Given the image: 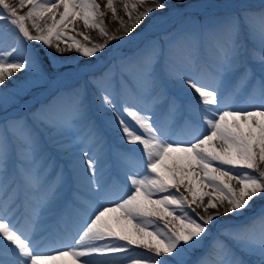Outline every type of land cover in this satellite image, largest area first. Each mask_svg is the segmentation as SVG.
Wrapping results in <instances>:
<instances>
[{"label":"snow or ice","instance_id":"1","mask_svg":"<svg viewBox=\"0 0 264 264\" xmlns=\"http://www.w3.org/2000/svg\"><path fill=\"white\" fill-rule=\"evenodd\" d=\"M120 7L124 16L105 5L117 36L97 0H0V86L26 71L0 88V264H264V0L220 12L185 0ZM77 19L105 42L68 35ZM125 37L135 54L103 63L98 53ZM30 42L96 63L65 76ZM181 111L190 133L177 140ZM110 132L119 183L103 180ZM73 177L86 195L65 193Z\"/></svg>","mask_w":264,"mask_h":264},{"label":"rangeland","instance_id":"2","mask_svg":"<svg viewBox=\"0 0 264 264\" xmlns=\"http://www.w3.org/2000/svg\"><path fill=\"white\" fill-rule=\"evenodd\" d=\"M9 2L10 3H12V2H14V4L15 3H17L18 2V0H9ZM170 2H172V3H175V0H170ZM187 1H185V3H186ZM97 3H99L100 5H101V9L102 10H105L106 11V15L104 16V23H105V26L107 27V29L110 31V32H112L113 34H115V35H117V36H119L121 33H122V31H119V32H115V27L117 28V29H120L121 28V26L119 25V23H118V21L117 20H115L114 18H113V16H112V14H111V12L110 11H107L106 9H105V5H106V3H107V0H97ZM260 3H261V0H245L244 2H242V3H236L235 5H228V4H222V7H221V9H219L218 11H224V10H227V9H229V8H232V7H236V6H239V5H241V4H251V5H260ZM115 4H116V7H117V9H118V15H120V16H124V13H123V11H122V9H121V7H120V0H115ZM214 4H216V3H214ZM211 5H208V7H210ZM257 6V7H258ZM27 8H25V9H23L22 11H21V14H24L25 12H27ZM211 12V11H210ZM213 12H216V11H213ZM156 14H158V13H153V16L154 15H156ZM151 18V17H150ZM125 19H126V17H125ZM113 21H116V23L117 24H115V27H113ZM146 22V21H145ZM28 24H29V27H30V30H31V22L29 21V22H27ZM42 24H43V22H41ZM50 23V22H49ZM143 25V24H142ZM141 25V26H142ZM73 29H75V31H73ZM66 32H67V34L68 35H70V36H75L76 37V39L77 40H79L82 44H85L86 46H92V43H104L105 42V40H106V38L105 37H102L101 35H100V33H99V31L98 30H95V29H88V28H86L85 27V25L83 24V21L82 20H79V19H77L76 21H75V23L74 24H70L69 25V27H68V29H66L65 30ZM33 32H34V30H33ZM83 33L84 35H87V36H89L90 37V40H91V42L92 43H89L88 41H85L84 39H83V36H80V35H77V33ZM8 42H10V41H8ZM110 42V41H109ZM115 42V40H112L111 41V44H110V46L108 47V49L107 48H105V50H104V52L102 53V54H105L104 56H101V57H105L106 55H107V52L112 48V46H113V43ZM39 43V42H38ZM58 43H60V47L62 46V47H67V44H65V43H63V42H58ZM109 44V43H108ZM39 45H41L40 43H39ZM133 46H136V43H134V42H128V43H126L125 45H123L122 46V50H124V51H126L125 53H120L119 55H116L109 63H107V64H117V63H119L120 62V60L121 59H124L126 56L127 57H131V56H133L134 54H135V52H136V50H137V48L135 47V48H133ZM142 46V45H141ZM46 48V47H45ZM46 50H47V53L49 54V56H50V58L51 59H53L54 60V56H55V51H56V49L53 47V48H46ZM58 56V55H57ZM81 57H77V58H82V59H85V60H83V62H81L79 65H77V64H73V65H71V66H63V67H61V64H60V61L59 60H57V61H55L54 62V66L56 67V68H59V72L61 73L62 71H64V70H66V69H71V68H75V67H78V66H80V65H82V64H89V63H93L94 61H96V57L94 58V57H91V58H89V57H84V56H82V54L80 55ZM58 57H60V54H59V56ZM47 67H49L50 68V66H48L47 65ZM51 69V68H50ZM25 75H26V71H22V72H16V73H14L13 74V76L10 78V80H6V82H5V85L4 86H0V87H9V92H11V91H13L14 89L12 88V85H14V84H16L20 79H22L23 77H25ZM7 83H9V84H7ZM25 99H27V98H25ZM12 114H14V112L13 113H11L10 115H12ZM109 117H110V114H107L106 115V117H105V120L107 121L108 119H109ZM186 138H187V136H186ZM173 139H177V140H182V138L180 137V136H177V137H173ZM116 152H117V154L120 152L119 151V149H117L116 150ZM60 162V160L58 159V163ZM64 166V165H63ZM105 168H108V164H106L104 167H103V169H105ZM103 172H104V170H103ZM141 174H143L142 173V170H141ZM107 175H111V172H109V173H107V174H103V179L107 176ZM117 181V180H116ZM73 186H76L77 188H80L81 190H86V188L83 186V184L81 183V182H79L78 180H77V178L76 177H73L71 180H70V182L68 183V185H66V187H65V193L66 194H68L69 195V192H72V190H74L73 189ZM72 188V189H71ZM183 189V188H182ZM87 191V190H86ZM182 192H184V194L185 195H188V193L187 192H185V190L183 189V190H181ZM73 193H75V190L73 191ZM190 198V197H189ZM207 199V198H206ZM259 206V205H258ZM193 207H195V206H193ZM20 211L21 212H23L24 211V209H20ZM218 220L220 221V222H228V223H235V222H237V221H233L234 219L233 218H231V216H221V217H219L218 218ZM57 223H58V221L56 220V219H50L48 222H47V224L45 225L46 227H48L50 230H51V235H52V237L53 238H55V235H56V226H57ZM139 251V250H138ZM125 264H126V262H125Z\"/></svg>","mask_w":264,"mask_h":264},{"label":"trees","instance_id":"3","mask_svg":"<svg viewBox=\"0 0 264 264\" xmlns=\"http://www.w3.org/2000/svg\"><path fill=\"white\" fill-rule=\"evenodd\" d=\"M14 4V2H12ZM116 21H113V27H115ZM115 32H119L117 31V28L115 27ZM122 31V30H121ZM13 38L8 36L5 38L6 42L11 41ZM32 44L33 47L36 48H41L42 52L41 54L43 55L44 52H47L46 48L42 45H39L38 42H30ZM108 47L111 44V41L108 42ZM62 47V46H61ZM107 47V49H108ZM64 48V47H62ZM60 54V57H58ZM58 55V56H57ZM81 54L78 53L77 51H75V49L73 48L70 51H66L64 53H59L57 51H55V56H54V60L50 58V56L48 55V57L46 58V65L50 66L51 69H55L59 71V68H56L54 66V62L59 60L61 67L63 66H71L73 64H77L79 65L81 62H83L82 58H77V57H81ZM104 56L105 54L102 53H98V56ZM132 57V56H131ZM95 58V57H94ZM125 58H128L127 56ZM50 61V63H49ZM9 84V83H7ZM0 88H4V87H0ZM5 89L7 91H9V87H5ZM181 104L183 103V101H178ZM106 115L103 112H99L96 114L95 119L97 120L98 123H102L105 120ZM188 119V116L185 112L181 111L180 113H178L172 123V131H173V137H177L180 136L182 139H185L186 136L190 133V129H187L184 127V121ZM106 140L108 141V146L105 148V154H104V165L108 164V168H106L105 172L110 171L111 172V176L108 179L109 183L114 182L115 180H113L114 176H116L118 179H120V176H122V173L120 172V162L117 158V152L116 150L119 149V151H121V141L119 139L118 136L115 135L114 132H110L109 136L106 137ZM60 160L59 164L63 167V165L65 164V161L61 158H57ZM119 174V175H118ZM72 189V188H71ZM73 189H77L76 186H73ZM69 192V197L71 198V196L73 195V191ZM181 190H183L181 188ZM81 192L85 193V195L87 194L86 190H81ZM258 206V205H257Z\"/></svg>","mask_w":264,"mask_h":264},{"label":"water","instance_id":"4","mask_svg":"<svg viewBox=\"0 0 264 264\" xmlns=\"http://www.w3.org/2000/svg\"><path fill=\"white\" fill-rule=\"evenodd\" d=\"M207 1L209 3L210 2H214V1L217 2V4L214 7H212L211 9L221 8L222 7V4H228L229 5V0H207ZM203 2H204L203 0H190L186 5H194V4H199V3L201 4ZM143 27L137 28L132 33V36H135L137 32H141V30L143 29ZM142 35H147V33H142ZM128 41L129 40H128L127 37H125L124 40H116L115 43L112 46V49L107 53V55L105 57H102V62L105 63V64H107L114 56L119 55L120 53H123L124 51H122L121 48ZM95 63H96V61H94L93 63H90V64H82V65H80L79 67H76V68L66 69V70L62 71L61 73H63L65 76H71V75H74L75 72L78 69L85 68V67L90 66V65H93ZM21 103L23 104L24 101H22ZM13 112H14V107L9 109V113L8 114L10 115ZM3 115H4V113L1 112L0 113V116H3Z\"/></svg>","mask_w":264,"mask_h":264}]
</instances>
